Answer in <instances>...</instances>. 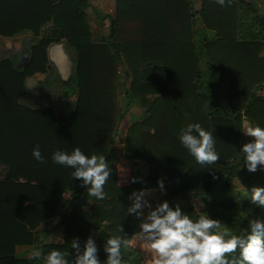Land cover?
<instances>
[{
  "label": "trees",
  "instance_id": "obj_1",
  "mask_svg": "<svg viewBox=\"0 0 264 264\" xmlns=\"http://www.w3.org/2000/svg\"><path fill=\"white\" fill-rule=\"evenodd\" d=\"M89 4L0 0V36L22 30L31 31L33 39L40 36L24 64L0 59V264H43L17 252L22 246L40 248L45 255L52 249L69 252L71 264V240L83 244L89 236L105 264L111 235L124 237V264H138L127 248L141 222L127 213L129 196L142 189L157 191L158 180L168 191L159 202L186 207L197 197L206 204L203 215L214 219L217 212L222 228L233 234L242 235L252 219L264 222V209L252 204L245 190L230 187L238 175L259 179L264 187V170L249 172L240 152L250 142L243 136V121L264 127V97L258 94L264 85V16L257 6L244 0H225L224 6L200 0L193 10V0H113V15H103L108 35L93 42L85 10ZM61 38L75 53L67 83L76 96L65 123L49 107L32 109L18 101L25 79L45 71L49 43ZM130 106L141 114L122 131L119 124ZM189 123L212 132L220 156L214 165L198 164L181 145L178 133ZM119 132L123 157L135 168L142 163L145 173L131 174L125 186H118L116 167L110 166L104 200L88 196L82 181L71 177L73 169L51 159L57 149L71 153L78 147L109 162ZM37 145L43 163L32 155ZM218 166H225L224 175L217 173ZM55 217L62 234L45 243L41 238L50 233L47 226Z\"/></svg>",
  "mask_w": 264,
  "mask_h": 264
},
{
  "label": "clouds",
  "instance_id": "obj_2",
  "mask_svg": "<svg viewBox=\"0 0 264 264\" xmlns=\"http://www.w3.org/2000/svg\"><path fill=\"white\" fill-rule=\"evenodd\" d=\"M216 2L221 6L225 4V0ZM243 132L252 138L241 147L243 164L249 172L264 170V127L249 124ZM178 138L198 164L211 166L220 159L212 132L199 123H189L181 128ZM32 155L37 161L44 162L39 145L33 148ZM51 159L55 164L73 169L71 177L82 181L88 196L98 200L107 198L104 187L112 169L104 155L89 156L76 147L71 153L57 149ZM132 182L137 181L133 178ZM157 184L163 191V180H158ZM244 189L251 203L264 209V187ZM149 194L148 189L133 191L129 196L132 203L127 213L141 220V239L146 250L152 254L151 264H264V222L261 220L252 219L249 229L242 235L233 234L230 229L222 228L219 220L209 218L207 214L193 218L179 205L170 207L167 201L153 207L145 199ZM144 209H148L146 214ZM124 245L122 235L109 236L104 248L107 253L105 264H124L121 252ZM70 247L73 250L71 264H101L92 236L83 244L79 239H73ZM28 258L42 260L43 264H70L69 252L57 249L45 255L40 248H34Z\"/></svg>",
  "mask_w": 264,
  "mask_h": 264
},
{
  "label": "rangeland",
  "instance_id": "obj_3",
  "mask_svg": "<svg viewBox=\"0 0 264 264\" xmlns=\"http://www.w3.org/2000/svg\"><path fill=\"white\" fill-rule=\"evenodd\" d=\"M199 1L200 0H193V10H197ZM244 1L255 4L257 6L258 13L264 16V0ZM89 2L90 4L85 10L87 14L88 24L91 29V40L93 42H100L102 39H106L108 35V17H103V15H113V0H89ZM102 4L103 6H101ZM194 25L195 28H199L201 26L198 20H195ZM39 38L40 36L36 37V39H33L31 31L28 30H22L9 37L0 36V59L3 57H11L13 58L16 64H24H20V57L22 55L26 56L29 51V47L34 44L35 41H37ZM56 44H62L63 52L65 53L66 58L71 63V71L73 73L75 53L73 49L67 45L63 38H61L59 41L49 43L46 48V51L48 50L49 46ZM58 72L59 71L55 62L49 60L48 58V62L46 63V68L44 72H36L25 79L24 83H26V90L24 95L21 96L18 101L21 105L32 109H37L39 107H49V109L53 110L58 121H60L61 123H65L67 122V117L71 114L73 110L76 95L75 93H72L74 90L72 88V84L67 83L68 79L66 78H59L60 74ZM120 78L124 80L123 74H120ZM124 85H128L127 79L124 81ZM122 92L123 89L120 88L118 90V99L120 105L124 104L125 102ZM258 94L264 97V85L263 88L258 92ZM140 114V109L137 106H130L126 110V114L121 120L119 128H121V130L123 131V129H125L130 122L136 120ZM242 124L243 129L246 125H249L246 120H244ZM122 136L123 132H119V134H117L113 143L114 152L112 154V157H110L108 163L110 166L115 165L116 176L118 174L121 176V173H123L124 171L127 172V180L130 181L131 174H135L137 176L143 175L145 173V167L141 163L137 164V168H135V166H132L130 162L123 157ZM243 136L246 140L251 141L252 139L251 137L247 136L244 132ZM116 156H118V158L120 157L119 161L115 160ZM216 171L218 174L224 175L225 166H218L216 168ZM1 176L2 167L0 166V178ZM262 184L263 183H261V180L259 179L252 177L250 179L245 180L242 176L239 175L234 176L233 179L231 178L230 181V187L232 189H239L240 191H244V188L250 189L252 186H261ZM117 185L125 186L126 184L119 185L117 183ZM149 190L150 194L146 196L145 199H147L149 203L153 205V207L160 200H162L161 197H166L168 193L165 187L163 191H161L160 188L156 189L157 191L153 189ZM219 196L220 193H216V197ZM205 205L206 204L204 202L195 197L190 199L186 207L180 208L186 214H192L194 217H197L199 215H203V213L205 212L207 213V211L204 210ZM213 205L215 204L213 203ZM147 211L148 209H144L145 214L147 213ZM213 218L221 222L220 215L217 214V212L213 214ZM56 223L57 217L53 218L50 222V226L47 227H52V229L50 228L51 233H56L57 231L59 234H62L61 227L56 225ZM141 235V232H139L138 234L134 235V237L131 239V242H128V251L132 253V256L135 258L134 260H136L138 264H144L147 262V260H150L151 264L152 254L146 250L145 245L141 239ZM41 240L45 243H54L53 237L50 235L43 236ZM17 252L21 253L22 255L24 254L28 257L30 254V249L22 246L17 249Z\"/></svg>",
  "mask_w": 264,
  "mask_h": 264
},
{
  "label": "water",
  "instance_id": "obj_4",
  "mask_svg": "<svg viewBox=\"0 0 264 264\" xmlns=\"http://www.w3.org/2000/svg\"><path fill=\"white\" fill-rule=\"evenodd\" d=\"M47 57L49 60L55 62L58 68V73L60 74L59 78H66L69 80V76L72 70L71 63L66 58L65 53L63 52L62 44H56L49 46L47 50ZM27 56L20 57V64L25 63Z\"/></svg>",
  "mask_w": 264,
  "mask_h": 264
},
{
  "label": "built area",
  "instance_id": "obj_5",
  "mask_svg": "<svg viewBox=\"0 0 264 264\" xmlns=\"http://www.w3.org/2000/svg\"><path fill=\"white\" fill-rule=\"evenodd\" d=\"M127 178L128 173L124 171L123 173H121V176L119 174L116 176V181L119 185H125L128 182Z\"/></svg>",
  "mask_w": 264,
  "mask_h": 264
},
{
  "label": "crops",
  "instance_id": "obj_6",
  "mask_svg": "<svg viewBox=\"0 0 264 264\" xmlns=\"http://www.w3.org/2000/svg\"><path fill=\"white\" fill-rule=\"evenodd\" d=\"M104 4V3H103ZM103 4L101 5V6H103ZM57 225V224H56ZM59 227H61V225H58ZM57 226V227H58ZM51 229H52V227H50ZM62 231V230H61ZM47 235H50V236H52L53 237V242H55L56 240H59L60 239V236H61V234H59L57 231H56V233H51V230H50V233H48ZM46 236V235H45Z\"/></svg>",
  "mask_w": 264,
  "mask_h": 264
}]
</instances>
